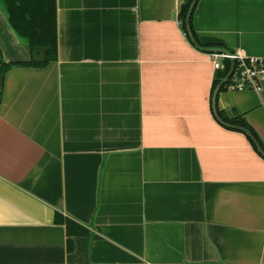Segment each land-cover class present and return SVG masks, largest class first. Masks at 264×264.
<instances>
[{
  "label": "crops",
  "instance_id": "obj_1",
  "mask_svg": "<svg viewBox=\"0 0 264 264\" xmlns=\"http://www.w3.org/2000/svg\"><path fill=\"white\" fill-rule=\"evenodd\" d=\"M189 2L57 0V61L5 71L31 54L0 0V264H264V154L228 126L264 152V83L220 91L218 120ZM192 22L264 59V0Z\"/></svg>",
  "mask_w": 264,
  "mask_h": 264
},
{
  "label": "trees",
  "instance_id": "obj_2",
  "mask_svg": "<svg viewBox=\"0 0 264 264\" xmlns=\"http://www.w3.org/2000/svg\"><path fill=\"white\" fill-rule=\"evenodd\" d=\"M9 12L10 23L16 33L26 39L29 43L30 60L21 63L3 64L4 70L7 71L12 67L38 68L42 69L54 63L58 59V21H57V0H3ZM194 0H190L180 13V21L184 32L190 39L187 25V17ZM198 2V1H197ZM196 7V6H195ZM195 10V8H194ZM194 13V12H193ZM193 14L190 20L192 35L196 40L199 49L208 51L217 46L203 45L195 31L193 30ZM191 40V39H190ZM225 70L216 71L218 73L216 89L228 76L232 62L225 61ZM226 88V83L222 86L221 91ZM218 116H221L218 111ZM221 119V118H220ZM224 123V122H223ZM227 125V124H226ZM228 126L238 129L244 128L253 133L239 119L228 121ZM254 136V135H253ZM255 138V136H254Z\"/></svg>",
  "mask_w": 264,
  "mask_h": 264
},
{
  "label": "built area",
  "instance_id": "obj_3",
  "mask_svg": "<svg viewBox=\"0 0 264 264\" xmlns=\"http://www.w3.org/2000/svg\"><path fill=\"white\" fill-rule=\"evenodd\" d=\"M213 59L216 71L225 70V61L229 60L235 64L234 71L226 82L227 90L235 92L248 90L260 92L262 90L264 59L237 53H215Z\"/></svg>",
  "mask_w": 264,
  "mask_h": 264
},
{
  "label": "water",
  "instance_id": "obj_4",
  "mask_svg": "<svg viewBox=\"0 0 264 264\" xmlns=\"http://www.w3.org/2000/svg\"><path fill=\"white\" fill-rule=\"evenodd\" d=\"M197 1L198 0H194L191 7H190V10H189V13H188V17H187V25H188V30H189V36H190V39H191V42L193 43V45H195L196 47H198V44L196 42V40L194 39L193 35H192V31H191V28H190V20H191V17H192V14L194 12V8L197 4ZM210 53H230L229 51L227 50H223V49H212L210 50ZM234 62H232V68H231V71L230 73L228 74V76L226 77V79L224 80V82L217 87V89L215 90V93H214V96H213V106H214V113L216 115V117L218 118V120L221 121L220 117L218 116V112H217V99H218V95L221 91V88L222 86L227 82V80L229 79V77L232 75L233 71H234ZM229 116L230 117H233V116H236L238 113L236 111V109H232L231 111L228 112ZM238 130L244 132L258 147L259 151L264 154V152L262 151V149L258 146V143L256 141V139L254 138V136L249 132L247 131L246 129L244 128H238Z\"/></svg>",
  "mask_w": 264,
  "mask_h": 264
}]
</instances>
